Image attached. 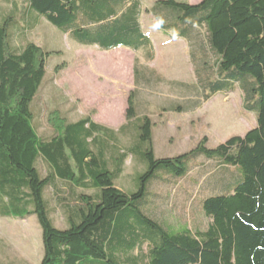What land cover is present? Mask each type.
<instances>
[{"label":"trees","instance_id":"1","mask_svg":"<svg viewBox=\"0 0 264 264\" xmlns=\"http://www.w3.org/2000/svg\"><path fill=\"white\" fill-rule=\"evenodd\" d=\"M27 4L36 14H26V29L36 25V16L80 46H97L102 51L142 49L145 60H155L152 42L140 24V0H27ZM147 13L164 36L186 42L204 91H211L209 95L204 92V101H192V106L218 93L240 90L243 107L255 115L256 127L216 148H208L204 138L193 152L157 159L152 148L153 124L147 116L137 118V91H133L126 124L117 132L87 118L65 124L62 132L43 139L33 126L31 105L46 76L48 53L27 39L25 44L16 43L22 32L9 34L10 18L0 26V218H37L44 247L41 264L89 260L104 264H264V0H203L196 6L158 0ZM139 68L136 60V84H147L149 70ZM135 119L142 120L138 139L148 147L142 153L147 171L140 178V190L128 195L115 184L121 168L117 174L111 172L101 151V156L94 154L92 146L98 132L122 133ZM127 157L125 153L120 156V167ZM201 157L215 164L207 183L214 179L220 190L199 203L209 219L205 230L176 229L154 213L159 202L167 204L168 192L148 202L150 214L144 212L145 187L158 172L174 177L161 181L172 185L173 193H188L192 189L188 175L197 177L194 170L205 167L191 170L188 162ZM40 161L49 168L46 177L38 169ZM231 168L243 174L234 187L228 182ZM58 181L100 191L92 196L79 193L75 205L63 204L64 230L54 226L45 200L46 190ZM181 181L182 190L178 189Z\"/></svg>","mask_w":264,"mask_h":264},{"label":"rangeland","instance_id":"2","mask_svg":"<svg viewBox=\"0 0 264 264\" xmlns=\"http://www.w3.org/2000/svg\"><path fill=\"white\" fill-rule=\"evenodd\" d=\"M27 5V0L0 2V26L5 20L12 18L13 22L8 26L9 34L17 33V30L24 33L27 26ZM142 23L145 34L152 42L155 60L148 62L143 57L144 53L136 54L139 56V69L145 67L149 70L145 71L149 82L141 85L135 83L136 58L130 51L122 49L101 52L97 48L81 47L47 21L45 26L52 32L49 33L42 22L36 31L26 36L27 40L39 43L48 53L46 76L31 105L33 126L41 138L53 137L62 132L65 124L87 118L117 132L126 124L128 98L133 91H137L134 102L137 118L147 116L153 124L152 148L157 159L176 158L193 152L204 138L208 139V148H216L233 137L245 136L256 127L255 115L243 107L240 90L229 94L218 93L194 108L192 101H204V92L209 95L211 91H204L200 71L194 63H190L186 42L169 37L167 40L163 39V33H159L157 23L150 16L145 17ZM177 108L182 112L176 111ZM141 122L142 120L135 119L128 129L119 134L98 132L95 145H91L94 154L100 155L101 151L111 172L117 174L121 168L122 172L117 176L115 184L128 195L140 190V178L147 171L142 153L148 147L140 144L138 139ZM134 145L135 150L132 149ZM123 153L128 157L120 167V156ZM188 166L191 170L197 166L204 167L196 168L193 173L194 176L198 173L195 177L203 182L190 175L187 177L192 186L188 193L193 198V203L191 198L188 199L187 192L173 193L172 185L165 186L161 182L163 179L172 181L174 177L158 172L145 187L142 209L150 214L148 202L157 195L162 196L164 192H168L165 194L169 198L167 204L159 202L154 213L173 228L183 226V231L188 228L195 232L205 230L209 224L199 203L208 194L220 190L216 189L218 182L214 179L207 183L215 171L214 163L201 157L190 159ZM38 169L43 177L49 174L48 166L41 161ZM231 169L233 175L228 174V182L234 187L243 180V174L239 168ZM182 188L183 181L178 183V189ZM98 191L94 187L77 189L60 181L56 183V187L48 188L45 200L49 203L50 218L54 226L60 230L67 228L63 204L75 205L74 198L79 193L92 196ZM43 257L42 230L35 216L22 220L0 218V264H41ZM94 263L97 262L89 260L82 264Z\"/></svg>","mask_w":264,"mask_h":264},{"label":"crops","instance_id":"3","mask_svg":"<svg viewBox=\"0 0 264 264\" xmlns=\"http://www.w3.org/2000/svg\"><path fill=\"white\" fill-rule=\"evenodd\" d=\"M142 3H143V7H142V14H141V16H140V24H141V27H142V30H143V32L145 33V31H144V28H143V21L145 20V17H147V16H150V17H152V19H154L153 18V16L151 15V14H149V13H147V9H150L151 7H153V5H154V2L155 1H158V0H149L150 2H145L146 0H140ZM181 1H186V2H188L189 3V0H181ZM192 2L191 3H189L190 5H192V6H196V5H198V4H200L203 0H191ZM28 17L29 16H31L33 13H32V11L31 10H28ZM35 16V15H34ZM34 19H35V22H36V25L33 27V28H30V29H26V34L28 35L30 32H32V31H36V28L37 27H40V24H42V22H44V26L43 27H46L47 28V31L50 33V32H52V31H50V29L47 27V26H45V20H43L42 18H39V17H34ZM154 21L156 22V20L154 19ZM157 23V22H156ZM157 27H158V25H157ZM45 28V29H46ZM55 28V27H54ZM52 30V29H51ZM59 32V31H58ZM156 32H157V29H156ZM160 33V32H159ZM158 33V34H159ZM163 35V34H162ZM41 36V35H40ZM28 37V36H27ZM65 37L66 38H68L66 35H65ZM46 39V38H45ZM163 39H165V40H167V37L166 36H164L163 35ZM15 41H16V43H20V42H22L23 44H25V41H26V37H25V32L23 33L22 32V34H20V35H18L17 36V38H15ZM27 41H29V40H27ZM35 43V42H34ZM35 44H37V45H39V43H35ZM40 46V45H39ZM188 46V45H187ZM81 47H83V46H81ZM85 48H97L99 51H101V52H114V51H117V50H126V51H130V52H132V53H134L135 54V62H136V60L138 61V58H139V56H137L138 54L139 55H143V52H144V50H142V49H140V50H138L137 52H134L133 50H130V49H127V48H116V49H114V50H111V51H102V50H100L99 49V47H97V46H92V47H85ZM137 54V55H136ZM188 54H189V56H190V52H189V48H188ZM143 57H145V56H143ZM189 60V59H188ZM190 63H191V58H190ZM140 64V63H139ZM134 65H135V63H134ZM135 83H136V81H135Z\"/></svg>","mask_w":264,"mask_h":264}]
</instances>
